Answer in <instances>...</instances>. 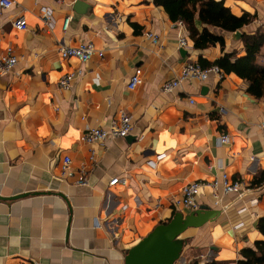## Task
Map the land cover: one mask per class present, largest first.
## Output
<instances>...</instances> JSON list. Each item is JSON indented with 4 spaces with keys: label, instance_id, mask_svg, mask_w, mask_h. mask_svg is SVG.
I'll return each mask as SVG.
<instances>
[{
    "label": "crops",
    "instance_id": "obj_1",
    "mask_svg": "<svg viewBox=\"0 0 264 264\" xmlns=\"http://www.w3.org/2000/svg\"><path fill=\"white\" fill-rule=\"evenodd\" d=\"M13 1L0 6V55L10 48L18 58L0 74V264H125L129 249L156 226L195 211L173 202L187 184L223 172L251 187L264 184V98L249 93L247 80L211 73L161 90L188 62L244 56L242 36L210 28L224 45L197 49L187 26L154 0ZM224 2L237 16H255L242 34L264 30V0ZM18 16L27 30L13 26ZM197 27L204 25L197 20ZM182 34L187 48L179 46ZM81 43L95 48L88 62L61 57V45ZM263 60L264 48L257 57ZM79 69L71 87L61 88L60 80ZM134 74L142 83L132 90ZM123 111L132 117L130 134L83 140L87 128H109ZM65 155L72 175L62 174ZM117 176L124 183L109 186ZM233 197L223 198L230 204L223 208L211 187L201 188L199 209L218 213L180 236L175 264H239L243 249L264 240L257 227L264 195L231 204Z\"/></svg>",
    "mask_w": 264,
    "mask_h": 264
},
{
    "label": "built area",
    "instance_id": "obj_2",
    "mask_svg": "<svg viewBox=\"0 0 264 264\" xmlns=\"http://www.w3.org/2000/svg\"><path fill=\"white\" fill-rule=\"evenodd\" d=\"M14 4L13 0H0V6L3 9H7L12 7ZM48 15V14H47ZM49 17V16H47ZM72 21V16L68 15L64 21L63 29L67 31ZM13 26L19 30H27L28 23L25 16H18L13 21ZM148 36H153L152 34H148ZM152 42L155 45L159 44L158 36H153ZM179 46L181 48H187L189 46V42L187 37L182 34L179 38ZM59 52L63 59L76 57L81 63L88 62L92 55L95 52V48L91 43H81L77 47H72L68 45H61ZM264 62V60H263ZM18 64V58L13 54L12 50L9 48L6 54L0 55V74L4 75L9 72ZM211 73H215L218 76L222 77L224 72L216 65L211 67H203L199 63L195 61H191L186 63L181 72L173 79L165 82L161 90L164 92L173 91L181 86V83L184 80H197V81H204L209 78ZM82 74V70L79 69L76 73L67 74L64 76L59 85L61 88L68 89L72 85V81ZM142 83V78L139 74H134L128 83L129 89H136ZM192 103L194 100L191 101ZM264 127V123L261 124ZM133 129V122L132 117L127 114L126 112H122L118 120H114L111 123L109 128L99 127V128H87L83 134V140L87 143H96V142H104L108 138L113 137H125L131 133ZM220 142L223 144H227L230 142V136L228 134H224L220 137ZM72 167V159L69 155H65L62 159V174L63 175H72L71 171ZM80 173V180L81 184H86L87 181L85 179V175L83 171H79ZM124 183V180L120 177H115L110 180L109 186H115L118 183ZM211 187L214 190V196L216 197V204L226 208L230 206V204L224 203L223 198L226 196L233 195L231 204L237 201L243 200L247 196L254 195V194H263L264 195V184L251 187L250 185L246 184L242 180H233L230 176L223 172L219 177L212 181H200L189 183L182 189L181 197L175 198L173 200L174 204L177 206H183L184 208L197 210L200 208V203L198 200V196L200 194L201 188L203 187ZM257 200L253 201V204L256 203ZM115 223H118L115 220ZM40 264V263H36Z\"/></svg>",
    "mask_w": 264,
    "mask_h": 264
},
{
    "label": "trees",
    "instance_id": "obj_3",
    "mask_svg": "<svg viewBox=\"0 0 264 264\" xmlns=\"http://www.w3.org/2000/svg\"><path fill=\"white\" fill-rule=\"evenodd\" d=\"M154 3L162 7L172 21H181L187 26L197 49H205L217 42L224 45V37L214 34L210 28L218 27L227 32H236L255 19V16L248 13L235 15L224 0H154ZM197 20L204 25L202 30L198 29ZM242 41L246 50L244 56L236 57L235 53H226L213 63L207 62L206 65L202 58L199 62L205 68L214 64L224 73H236L248 81L249 93L262 99L264 64L259 63L257 57L264 48V30L259 29L252 34L243 33ZM257 227L264 235V218L259 219ZM255 247L241 251L243 258L239 260V264H264V240L255 242Z\"/></svg>",
    "mask_w": 264,
    "mask_h": 264
},
{
    "label": "water",
    "instance_id": "obj_4",
    "mask_svg": "<svg viewBox=\"0 0 264 264\" xmlns=\"http://www.w3.org/2000/svg\"><path fill=\"white\" fill-rule=\"evenodd\" d=\"M237 30L234 37L240 39ZM216 210L198 209L184 216L177 212L167 223L159 224L129 249L125 264H175L181 258L184 241L180 236L189 227H198L215 217Z\"/></svg>",
    "mask_w": 264,
    "mask_h": 264
}]
</instances>
